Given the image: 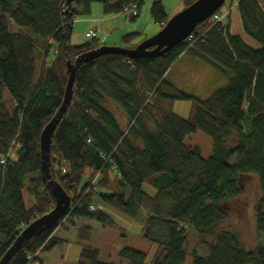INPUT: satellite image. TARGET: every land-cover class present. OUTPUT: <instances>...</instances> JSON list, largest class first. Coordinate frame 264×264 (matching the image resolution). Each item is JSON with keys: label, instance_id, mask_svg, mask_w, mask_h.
Masks as SVG:
<instances>
[{"label": "trees", "instance_id": "16d2710c", "mask_svg": "<svg viewBox=\"0 0 264 264\" xmlns=\"http://www.w3.org/2000/svg\"><path fill=\"white\" fill-rule=\"evenodd\" d=\"M133 1L140 9L139 0H0V160L6 158L0 164V260L29 224L55 207L41 179L39 138L62 104L67 62L103 46L96 38L71 44L75 17L88 14L92 3L110 15ZM195 1L182 0L183 9ZM235 10L257 48L229 34L227 16L225 23L197 25L192 42L157 58L106 55L78 68L50 150L52 177L73 207L36 232L8 264H27L28 257L53 250L62 241L52 236L63 225L77 233L76 264H113L99 261L89 245L93 229L81 223L113 224L109 214L90 210L99 204L139 219L142 236L163 254L150 264H184L191 237H212L208 257L193 255L191 264H264V0H236ZM149 14L160 29L171 18L161 2ZM138 36H121L120 47L135 48L144 41L134 44ZM184 53L214 68L225 85L200 98L169 83L166 74ZM3 91L14 103L10 115ZM176 101L190 103L187 119L172 112ZM111 104L126 115L127 128ZM196 132L212 141L208 158L185 144ZM252 175L261 187L256 230L262 244L246 250L237 234L219 228L241 213L237 205ZM144 184L156 190L154 197L142 191ZM25 190L33 199L29 207ZM117 257L148 264L145 254L130 248Z\"/></svg>", "mask_w": 264, "mask_h": 264}, {"label": "rangeland", "instance_id": "374dc122", "mask_svg": "<svg viewBox=\"0 0 264 264\" xmlns=\"http://www.w3.org/2000/svg\"><path fill=\"white\" fill-rule=\"evenodd\" d=\"M74 8L76 10L81 9L77 6H74ZM232 11L230 12V15L232 14ZM178 12H176L175 14H177ZM140 18H141L140 24L142 25V27L146 26V31H147L148 30L147 26L152 24L149 10L147 11L143 7V9H141L140 12ZM96 19L99 20L102 19L104 26L107 29L109 27L110 28L115 27L117 34L120 33L121 31H129L130 26L134 24V22L132 21H127L123 14L119 13V15H114V14L107 15L104 13L103 7L100 3H92L90 6V12L88 14H79L75 17L72 27L73 33L74 34L82 33L84 37V34L86 33V32L84 33V30L86 29L85 27L87 25L85 22H89L90 20L96 21ZM149 34L150 32L148 33L145 32L143 35H139L134 41V44L146 40L154 35L153 34L152 36H148ZM105 40L106 39L104 40L102 39L103 45H105ZM84 41L87 42L92 40L91 38L86 39L84 37ZM107 41L108 43H111L110 38H108ZM118 45L121 46V41H119L115 47H118ZM192 62H193L192 57L186 55L177 62L174 69L172 70V74L175 75V73L180 71L183 67L188 66ZM176 87L195 97L206 98L205 93L203 92L202 89H200L199 87H193V82L183 77H180L179 80H177ZM2 103L4 109L10 115L11 112L14 110V103L9 98L8 94L5 91H3L2 93ZM171 110L178 117L182 119H187L190 115V103L183 101H176L171 105ZM185 144L193 148H198L203 158H208L211 155L212 141L207 135L203 134L202 132H196L194 134L189 135L185 140ZM233 161L234 159L231 160V163ZM85 180L86 179L83 180V183H85ZM142 191L149 197H154L156 195V190L148 184H144L142 186ZM23 197H24L25 206L29 207L32 204L33 199L29 196L27 190L23 192ZM260 197H261L260 183L258 181V178L255 175H252L248 179L245 185V193L240 198L239 205H237L238 210L241 213L237 215H232L229 218V220L224 222L219 228L222 230L232 231L235 234H237L238 237L240 238L242 246L246 250H250L254 248L257 244H262L261 234H259L256 230V205ZM72 207L73 206L69 208ZM106 213L113 218V224L100 225V224L92 223L93 230L91 234V241L89 242L90 246L98 250L100 262L113 263V264H127L126 262L119 260L117 257L118 252L123 248H130L145 254L146 263L148 264L154 262L157 258H160L159 260H162L163 254L161 255V250H158L159 248L158 244L150 242L142 236V230L139 219L138 220L127 219L126 217L118 214L117 212H114L111 209H109ZM211 241H212V237H205V238L191 237L189 239V244L187 249L188 255L186 257L184 264H191V259L193 255H197L202 258L208 257L209 255L208 246L211 243ZM57 249L58 248H55V250ZM79 250L80 248L78 245L68 243L65 261H64L66 262L65 264H75V262L77 261L76 260L77 256L79 255ZM50 252L52 251H43L41 252V255L42 254L50 255L51 254ZM56 257L57 255H55L54 258L52 259L54 261L55 260L60 261L61 257L58 258Z\"/></svg>", "mask_w": 264, "mask_h": 264}, {"label": "water", "instance_id": "95a60500", "mask_svg": "<svg viewBox=\"0 0 264 264\" xmlns=\"http://www.w3.org/2000/svg\"><path fill=\"white\" fill-rule=\"evenodd\" d=\"M227 0H196L190 6L173 15L165 25L152 37L144 40L133 49L103 45L95 50L82 54L74 63L67 62L66 74L68 80L64 90L62 104L53 119L44 127L39 138L40 174L42 183L55 199V207L47 214L29 224L17 237L12 246L0 260V264H8L21 246L44 227L57 223L68 210L71 199L54 181L50 167V150L52 136L57 123L62 119L73 95L74 76L78 68L92 60L106 55H120L130 60L144 57L157 58L162 56L186 40L197 25L207 21L215 12L220 10Z\"/></svg>", "mask_w": 264, "mask_h": 264}, {"label": "crops", "instance_id": "0c3cea01", "mask_svg": "<svg viewBox=\"0 0 264 264\" xmlns=\"http://www.w3.org/2000/svg\"><path fill=\"white\" fill-rule=\"evenodd\" d=\"M108 3H113L114 0H106ZM139 16L138 18L132 20L134 24H132L129 28V31H121L120 33H116V28L115 27H109L108 29L105 28L103 20L96 19L90 20L89 22H85L86 29L84 30V33L87 32L91 27L95 30V38L99 41L100 44H102V39L105 40V45L107 46H116V44L120 41L121 35H126L130 33H138L139 35H143L145 32H150L148 36H152L153 34L157 33L160 30V26L158 24H155L153 21L151 22L152 24L148 25V30L146 31V26L142 27L140 24V12L143 7L148 11L151 7V5L154 2H161L165 8L166 14L169 16H172L176 12L182 10L183 8V2L182 0H139ZM91 6V5H90ZM77 12H81V9L76 10ZM90 12V11H89ZM147 13V12H146ZM111 15V14H110ZM114 15H119V14H114ZM230 16V29H229V34L232 36H239L242 38V40L250 47L252 48H257V46L243 33L242 27L240 24V19L238 17V14L236 10L232 11V14ZM145 18V16H144ZM77 21V20H76ZM223 23H225L223 21ZM73 27V25H72ZM73 30V29H72ZM73 33V31H72ZM85 35V34H84ZM102 38V39H101ZM110 38V42L108 43L107 39ZM70 42L72 45H81L85 43L83 34L81 33H76L72 34ZM103 45V44H102ZM120 46V45H118ZM188 55L187 53L182 54L169 68L167 74H166V80L171 83L173 86L176 87L177 80H179L180 77H183L187 80H190L193 82V87H199L200 89L203 90L205 93V96L208 97L210 94H212L214 91L217 89L223 87L225 85V79H223L214 68H212L210 65H208L205 62H202L197 59H193V62L189 64L188 66L183 67L180 71L175 73V75L172 74V70L174 69L175 65L177 62ZM177 88V87H176ZM111 109L122 129L127 128L128 126V118L126 115L116 106L111 104ZM87 181V178L85 182ZM82 220V219H77ZM76 222V220H73ZM82 224H85L93 229V225L91 221H83L81 222ZM70 228L67 225H63V227L59 228L54 235L52 236L53 238L57 237L62 243L58 245L55 248H58L55 250H51L50 255L47 254H42L41 252L38 254V261L40 264H65V256H66V250H67V244L72 243L76 244L77 241V233L71 232L69 230ZM67 243V244H66ZM80 248V247H79ZM54 253V254H52ZM80 253V250H79ZM57 255L56 258L61 257L60 261L53 260L54 256ZM79 256V255H78ZM77 256V259H78ZM76 259V260H77ZM77 262V261H76ZM75 262V264H76Z\"/></svg>", "mask_w": 264, "mask_h": 264}, {"label": "built area", "instance_id": "2783aa9c", "mask_svg": "<svg viewBox=\"0 0 264 264\" xmlns=\"http://www.w3.org/2000/svg\"><path fill=\"white\" fill-rule=\"evenodd\" d=\"M233 1V2H232ZM230 1V3L228 4V6H225L224 9L220 8V12H215L208 20H210L212 26L216 25V24H220L224 21V19L230 15V12L232 10L235 9L236 7V0H232ZM121 14L124 15L125 19L127 21H130L136 17H138L139 15V9H138V4L136 1L130 2V4H128L127 6H125L122 11ZM200 34V38L205 34L204 33H199ZM95 37V30L92 28L89 29L86 33H85V38L89 39V38H94ZM194 39V35H189L185 42H192ZM6 162V158H3L0 160V164L3 165ZM90 210L92 211H101L103 213H106L108 211L107 208H105L103 205H97V206H91ZM107 214V213H106ZM38 253L32 257H28V262L27 264H40V262L38 261Z\"/></svg>", "mask_w": 264, "mask_h": 264}]
</instances>
